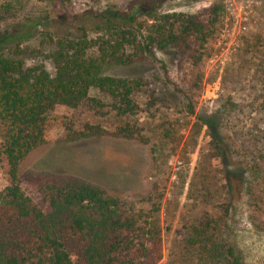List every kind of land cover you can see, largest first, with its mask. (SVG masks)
<instances>
[{"label":"trees","instance_id":"trees-1","mask_svg":"<svg viewBox=\"0 0 264 264\" xmlns=\"http://www.w3.org/2000/svg\"><path fill=\"white\" fill-rule=\"evenodd\" d=\"M86 1L92 0H51L57 11L41 16L25 14L19 0L0 3V163L7 181L0 191V264H159L163 258L157 218L162 196L151 209L136 208L79 178L22 177L20 167L45 143L50 116L57 106L74 112L75 118L63 124L68 142L113 137L149 143L145 137H152L161 144L179 143L170 121L157 114L156 99L149 98L142 105L135 97L141 91L139 82L102 76L101 71L109 65H130L153 49H171L177 69H186L184 75L190 76V89H200V65L220 8L212 4L196 15L161 14L159 7L166 0L140 1L129 12L85 8L77 16L83 19L81 25L59 32L69 7ZM89 18L92 21L85 25ZM50 25L59 31L45 35L40 46L51 49L35 62L33 59L42 56L41 50L23 48L22 43L36 29ZM257 73L264 72L254 68L234 71L238 79L244 74L253 81L249 87L253 99L249 96L247 107L257 105L258 111L264 97L257 96V90L264 92V77L257 79ZM185 100L186 119L194 117L187 140L192 145L209 136L210 149L223 167L222 177L230 183L231 175L245 169L241 165L231 169L235 163L227 155L220 120L195 115L194 98L188 94ZM145 110L154 122L152 130L146 131L149 136L143 133L150 123L138 119ZM258 143L259 156L251 163L257 165V180L264 178L259 173L264 169V139ZM205 173L208 171L199 180H205ZM23 183L35 191L42 207L25 193ZM208 222L217 221L206 216L201 223L190 222L187 229L189 245L200 248L198 264H243L238 250L221 244V234Z\"/></svg>","mask_w":264,"mask_h":264},{"label":"rangeland","instance_id":"rangeland-1","mask_svg":"<svg viewBox=\"0 0 264 264\" xmlns=\"http://www.w3.org/2000/svg\"><path fill=\"white\" fill-rule=\"evenodd\" d=\"M3 1L7 0L0 3ZM19 1L24 13L31 16L57 11L52 9L51 0ZM140 1L150 0H92L73 4L64 15L66 22H62L60 31L52 25L38 28L22 47L40 49L42 56L33 61H41L51 49L46 44L40 46L45 35L81 25L83 19L77 16L85 8H92L93 12L105 8L129 12L136 10ZM212 4H217L220 10L200 65L203 74L200 89H190V76L184 75L186 69H177L171 49H153L130 65H109L101 71L102 76L139 82L141 91L135 97L142 105L149 98L156 99L157 114L170 121L179 143L161 144L152 137H145L149 143L113 137L68 142L63 124L75 118L74 112L57 106L50 116L45 143L30 153L20 167L22 177L48 174L79 178L136 208L151 209L162 196L157 215L162 229L163 258L159 264L200 263V248L189 245L187 229L190 222L201 223L206 216L216 218L217 222H208L209 227L215 226V231L221 234V244H231L238 250L243 264H264V178L257 180L254 174L257 165H252L259 156L258 142L264 139V101H259L258 111L257 105L247 107L253 81L244 74L240 79L234 75L237 68L264 72V0H166L158 12L196 15ZM90 21L91 18L86 19L85 25ZM46 67L51 69L48 64ZM261 76L264 73H257V79ZM188 94L194 98L195 115L207 114L220 120L227 155L235 163L231 169L238 165L245 169L244 173L231 175L230 183L222 177L223 167L210 149L209 136L192 145L187 140L190 123L194 121V117L186 119L184 113ZM257 96L264 97V92L258 89ZM146 112L138 119L140 123H150L143 133L149 136L146 131L152 130L154 122H150ZM205 170L208 173L201 181L199 176ZM4 172L0 163V191L7 185ZM259 173L264 175V169ZM22 187L42 207L35 191L25 183ZM149 197L153 200L149 201Z\"/></svg>","mask_w":264,"mask_h":264}]
</instances>
